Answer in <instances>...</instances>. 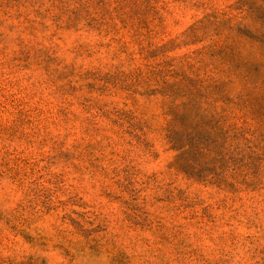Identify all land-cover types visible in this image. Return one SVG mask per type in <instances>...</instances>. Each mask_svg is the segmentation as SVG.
<instances>
[{"label": "rangeland", "instance_id": "obj_1", "mask_svg": "<svg viewBox=\"0 0 264 264\" xmlns=\"http://www.w3.org/2000/svg\"><path fill=\"white\" fill-rule=\"evenodd\" d=\"M0 264H264V0H0Z\"/></svg>", "mask_w": 264, "mask_h": 264}]
</instances>
